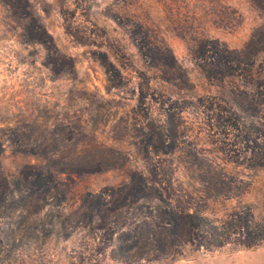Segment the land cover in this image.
<instances>
[{"label":"rangeland","instance_id":"rangeland-1","mask_svg":"<svg viewBox=\"0 0 264 264\" xmlns=\"http://www.w3.org/2000/svg\"><path fill=\"white\" fill-rule=\"evenodd\" d=\"M22 6L46 32L43 42H29L26 20L0 0L6 175L12 179L26 164L53 171L66 213L84 194L119 188L138 172L170 181L186 205L209 216L244 206L262 216L264 171L240 165L254 144L252 115L263 99L247 98L258 74L241 65L247 78L208 77L198 64H206L212 46L233 54L245 48L264 27V0H24ZM144 35L150 47L172 50L179 78L167 82L162 68L152 66L154 54L140 53ZM244 99L246 112L237 107ZM211 162L228 173L237 196L208 189L202 168ZM50 226L0 225V264H121L105 248L108 234L100 238L70 219L67 236L57 239L47 235ZM138 264H264V244Z\"/></svg>","mask_w":264,"mask_h":264},{"label":"trees","instance_id":"trees-1","mask_svg":"<svg viewBox=\"0 0 264 264\" xmlns=\"http://www.w3.org/2000/svg\"><path fill=\"white\" fill-rule=\"evenodd\" d=\"M23 1L3 0V3L15 17L26 20L23 29L29 34V42H43L46 30L32 23L31 16L22 6ZM146 36L137 43L140 53L150 58L144 51L148 48L154 54L151 56L155 60L152 66L162 68L167 82L179 78L176 71L182 67L172 50L166 44L163 51L150 47ZM212 48L214 53L208 61L206 59V64L205 61L198 64L208 77L236 75L247 78L246 73L254 75L253 70L258 74L257 80H251L254 92L247 98L258 95L263 99L252 115L254 144L247 148L240 165L247 170L264 171V91H260L264 87V81H261L264 80V27L255 30L245 48L235 54L228 49L227 53H220L217 45ZM104 65L109 71L110 65ZM241 65L246 73L239 74ZM243 102L248 101H238L237 107L246 112ZM3 151L0 143V225H51L46 228L47 235L62 239L67 236L66 226L72 219L81 225L91 226L100 238L108 234L109 243L105 248H110V258L121 264L178 259L187 251H213L226 246L251 249L264 244V211L261 217H257L252 207L244 206L223 216H209L186 205L189 201L177 194L170 181L150 178L138 172H134L119 188L84 194L79 206L66 213L62 208L65 192L53 171L26 164L11 179L2 168ZM156 151L168 153L172 149ZM202 169L209 174L203 179L208 189L217 195H238L223 167L211 162ZM55 199L54 204H42V200ZM10 218H15V221H10ZM33 228L36 227L31 226V232Z\"/></svg>","mask_w":264,"mask_h":264}]
</instances>
